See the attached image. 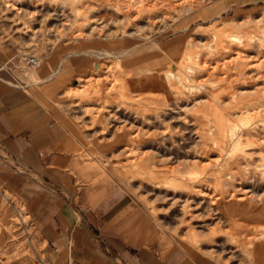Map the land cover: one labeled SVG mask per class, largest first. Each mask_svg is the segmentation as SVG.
Here are the masks:
<instances>
[{
  "label": "rangeland",
  "instance_id": "1",
  "mask_svg": "<svg viewBox=\"0 0 264 264\" xmlns=\"http://www.w3.org/2000/svg\"><path fill=\"white\" fill-rule=\"evenodd\" d=\"M212 1L0 0V35L24 56L98 62L66 92L92 118L87 156L166 231L173 225L225 264H252L264 243V2L190 21ZM174 40L178 52L153 66L146 89L132 87L112 58ZM87 77L92 94H76ZM39 247L24 205L0 186V261Z\"/></svg>",
  "mask_w": 264,
  "mask_h": 264
},
{
  "label": "crops",
  "instance_id": "2",
  "mask_svg": "<svg viewBox=\"0 0 264 264\" xmlns=\"http://www.w3.org/2000/svg\"><path fill=\"white\" fill-rule=\"evenodd\" d=\"M245 1L215 0L189 18L210 20ZM175 41L168 49L164 41L157 51L137 43L111 54L129 73L130 85L146 89L153 66L164 67L168 52H178ZM90 64L99 65L88 56L54 51L30 67L0 35V186L24 205L40 246L12 263L225 264L173 225L166 231L123 180L87 156L92 118L66 92L78 75L90 73ZM90 79H79L75 93L92 94ZM255 248L251 263L264 264V243Z\"/></svg>",
  "mask_w": 264,
  "mask_h": 264
},
{
  "label": "built area",
  "instance_id": "3",
  "mask_svg": "<svg viewBox=\"0 0 264 264\" xmlns=\"http://www.w3.org/2000/svg\"><path fill=\"white\" fill-rule=\"evenodd\" d=\"M25 63L30 66V67H34L37 66L40 62V58L39 56H33V55H22Z\"/></svg>",
  "mask_w": 264,
  "mask_h": 264
},
{
  "label": "bare ground",
  "instance_id": "4",
  "mask_svg": "<svg viewBox=\"0 0 264 264\" xmlns=\"http://www.w3.org/2000/svg\"><path fill=\"white\" fill-rule=\"evenodd\" d=\"M138 2V1H137ZM139 5V4H138ZM137 5V6H138ZM130 6V5H129ZM133 6V5H132ZM128 7V6H127ZM138 9V8H137ZM124 11V10H123ZM128 15V14H127ZM133 18V17H132ZM240 54V53H239ZM259 112V111H258ZM261 115V114H260ZM1 259V258H0ZM3 262V261H2ZM2 262L0 261V264H2Z\"/></svg>",
  "mask_w": 264,
  "mask_h": 264
}]
</instances>
